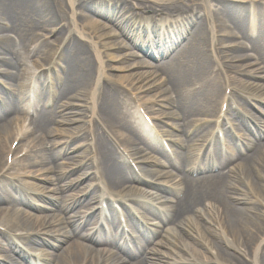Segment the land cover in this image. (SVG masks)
Returning a JSON list of instances; mask_svg holds the SVG:
<instances>
[{
    "label": "bare ground",
    "instance_id": "6f19581e",
    "mask_svg": "<svg viewBox=\"0 0 264 264\" xmlns=\"http://www.w3.org/2000/svg\"><path fill=\"white\" fill-rule=\"evenodd\" d=\"M259 5L260 0H0V35L5 34L0 37V264L38 259L41 264H264V120L247 110L254 103L264 106V7ZM235 29L248 44L223 46L236 40ZM26 34L28 45L20 39ZM29 46L36 49L32 72L23 61L31 58ZM137 48L166 60L127 65L138 57L129 52ZM163 84L166 93L144 101ZM165 94H175L174 101ZM31 95L50 111L36 110L26 128L19 116L32 106L27 105ZM130 100L148 103V117L156 115L155 108L172 107L155 121H184V128L173 126L183 134L173 145L184 147L174 160L149 137L148 126L134 120ZM192 116L199 119L188 120ZM230 118L244 122L255 139L242 134V143H234L229 154L214 150L216 156L207 161L212 167L199 164L196 152L209 137L193 144L191 134L210 131L213 137ZM243 143L250 154H244ZM75 152L80 156H71ZM128 161L141 167V176L123 166ZM84 162L92 172L81 175ZM167 165L171 171L158 177L155 168ZM194 173L201 176L191 178ZM75 174L78 178L57 188ZM86 181L90 184L83 186ZM31 189L34 203L27 200ZM126 197L147 211L144 226L136 220L142 242L125 248L90 236L98 220L93 222L91 209L106 208L115 216L118 207L127 210ZM145 231L163 241L148 247L154 240ZM13 236L23 244L42 239L49 250L29 260Z\"/></svg>",
    "mask_w": 264,
    "mask_h": 264
},
{
    "label": "rangeland",
    "instance_id": "374dc122",
    "mask_svg": "<svg viewBox=\"0 0 264 264\" xmlns=\"http://www.w3.org/2000/svg\"><path fill=\"white\" fill-rule=\"evenodd\" d=\"M264 0H260V3L262 2V5H261V7H264V2H263ZM212 6H214V4L212 5ZM210 7H211V5H210ZM211 9H213L214 10V7H211ZM109 25V28H111V29H113L114 31H115V27H113L112 26V24H108ZM117 31V30H116ZM31 33H33V31L31 32ZM226 33V30H221V33H219L221 36L222 35H224ZM5 35V34H4ZM4 35H0V37H2V36H4ZM10 37H13V35H11V34H8ZM17 38V37H16ZM30 38V34H26V36H23V37H21L20 39H21V41H26L25 43H26V45H28V42H27V40ZM20 39H19V41H20ZM49 40L52 42V40H53V38L50 36V38H49ZM18 41V42H19ZM241 41H239V40H230V41H225L224 43H223V46H231V45H234V44H239ZM126 43L128 44V42L126 41ZM16 45H18V47L20 48V50H21V47L20 46H22L20 43L19 44H16ZM28 49H29V51H30V56H31V58L30 59H27L26 58V56L23 58V61H24V63L27 65V67H29V69L31 68V72L32 71H35V58H33L34 57V51L36 50L35 48H34V46L33 47H28ZM129 52H134V53H136L137 55H138V57H135V58H131V60H129L128 62H127V65H137V64H144V63H151V64H153V65H157L159 62H161V61H164V60H166V58L164 59V60H154V58H152V56H147L145 53H143V52H140V50H138V49H134V50H132V51H129ZM249 53V52H248ZM5 57H7V58H10L11 56L10 55H5ZM0 58H1V56H0ZM145 70H147V71H149V72H155V70L154 69H145ZM58 75V74H57ZM57 75H54L53 76V79L55 80L56 79V76ZM159 75L160 74H157L156 75V77L158 78L157 80H158V83H161L163 80H164V78L162 79V78H160L159 77ZM45 78H46V76H44V79H43V81L45 82ZM244 80H247V81H249V79H247V78H244ZM262 83H264V82H262ZM166 86L167 85H165V84H163L162 86H160L159 88H158V90L154 93V94H151L149 97H146V96H143V97H145L144 98V101L145 100H147V98H150L151 96H153V95H156V94H158V93H160V92H165V90H166ZM46 92V91H45ZM4 93V89L2 88V87H0V96H1V94H3ZM127 96H128V98L129 97H131V95L130 94H128L126 91L124 92ZM166 93V92H165ZM165 96L166 97H169L170 98V100H173L174 99V96L172 95L171 96V94L169 95H166L165 94ZM135 102V103H132V107H134V109H136V107H142V109H144L145 111H146V109L148 108V103H146L145 104V102ZM174 101V100H173ZM130 102H134L133 100L132 101H130ZM34 105H35V108L37 109V110H39V111H45V110H47V111H50V108L49 107H47L46 109H44L43 107H42V104L40 103V102H34ZM21 106H23V104L21 105ZM257 108H261L259 105H257L256 106ZM157 111L155 112L156 113V115L153 117V116H151V118H153L152 120V128L153 129H155L156 131H157V133L163 138V140H162V145H165L164 143H166V145H168V146H171V142H172V140L173 141H175V140H179V139H181L182 137H183V134L182 133H180L179 131H177L176 129H174V124H179V125H181V127L182 128H184V127H186L185 126V123H184V121H182V122H176V121H173V120H169V119H163V122H160V121H155L154 120V118H156L158 115L160 116V114L163 112V113H169V112H172V107H169V109L168 108H155ZM250 112L248 113V114H252V115H254L255 117H258V116H260V114H258V111H256V109H254V108H247ZM261 109H263L264 110V108H261ZM34 108L32 109V115H33V112H34ZM174 110V109H173ZM67 112V114L69 113V112H72L70 109L69 110H67L66 111ZM244 114V113H243ZM248 114H245V117L246 116H248ZM30 116H31V114H30ZM30 116H28V115H20L19 117L21 118V120H26V126L28 125V123H29V120H32L33 118L32 117H30ZM244 116V115H243ZM69 118L70 119H76V120H78L79 118L81 119V117H77V116H75V115H69ZM201 118V117H200ZM199 118H198V116H192L191 118H189L188 120H192V121H194V120H198ZM187 120V121H188ZM209 120V119H208ZM233 121V120H232ZM137 122H139V121H137ZM234 123V122H233ZM235 123L237 124V125H239V122L238 121H235ZM234 127V126H233ZM239 127V126H238ZM229 129L231 130V132H232V127H230L229 126ZM163 131H165L166 133H163ZM204 134V133H203ZM202 133H199V134H195V135H193V134H191V135H193V136H191V138H189V140H191V141H193V144L194 143H196V141L197 140H200V139H198V137H200V136H202L203 135ZM228 134L230 135V133H227V134H224V139H227V136H228ZM168 135V136H167ZM232 135V134H231ZM226 137V138H225ZM153 138H154V135H153ZM161 138V139H162ZM34 139V137L32 136L29 140H30V142L32 141ZM183 139V138H182ZM56 141H62V138L61 139H55ZM194 140H195V142H194ZM189 144V143H188ZM191 144H192V142H191ZM165 145V146H166ZM164 147V146H163ZM167 147V146H166ZM72 148H73V146H72ZM168 148V147H167ZM173 148H175V147H173ZM179 148H181V149H183L182 148V146L181 147H179ZM169 149V148H168ZM181 149H179L178 150V148H176V150L177 151H182ZM251 153V151H250V149H248V147L246 146V148H245V152H244V154L245 155H248V154H250ZM245 155H243V156H241L242 158L245 156ZM71 156H75V157H78V156H80V153L79 152H75V153H73V154H71ZM76 160H78V158H75ZM74 164V163H73ZM76 164H78V163H76ZM79 165V164H78ZM85 165V162L84 163H82V164H80V166H81V171H82V174H86V172H88V171H91V170H89L88 168L89 167H85L84 166ZM47 167L49 168V165L47 164ZM46 167V168H47ZM69 168H72V165H69ZM234 168V167H233ZM156 171H160V172H168V169H165V168H158V169H156ZM92 172V171H91ZM81 174V175H82ZM197 175H199V174H190L189 176L191 177V178H196L197 177ZM78 176H67V177H64L62 180H61V183L59 184V183H57L58 185V187H60V186H62V185H65V184H67V183H70L71 182V180L73 179V178H77ZM199 177V176H198ZM75 180V179H74ZM29 183H35V184H37L39 187L40 186H43V187H47V188H54V187H52L51 185H47V184H44V183H40V182H32V181H30ZM87 184H90V182H88V181H86V183L83 185V186H86ZM128 188H129V186H126L124 189H127V192H125V194H127V195H129V191L130 190H128ZM34 189L35 188H33V191H34ZM123 189V190H124ZM72 192H74V194L75 193H77L78 192V189H75V190H72ZM28 194V196H27V200H28V202H31V203H34V196H32V189L31 190H29V192L27 193ZM35 196H37V195H35ZM173 198V197H172ZM86 206V205H85ZM85 206H83V209H82V211L81 212H84V211H86L85 210V208H87V206L85 207ZM133 206V205H132ZM4 209H10V206L9 205H3L2 206ZM131 206H130V204H129V202H127V208H130ZM134 207V206H133ZM135 208V207H134ZM78 209V208H77ZM77 209H75V210H73L72 211V213L74 212V211H76ZM123 212V211H122ZM48 213H50V212H48ZM85 213V212H84ZM124 213V212H123ZM70 214V213H69ZM69 214L66 216V217H68L69 216ZM125 214V213H124ZM1 223V222H0ZM132 224L134 225V226H136V224H135V222H134V220H132ZM171 224H172V222H169V223H165V228H169V226L171 227ZM137 227V226H136ZM134 228V227H133ZM138 228V227H137ZM84 232V231H83ZM6 235V234H5ZM152 238H153V240H154V243L153 244H151L150 246H148V247H150V248H152L153 246H155V244H157L158 242H160V241H163L162 240V237H159L158 235H156V234H154L153 236H152ZM151 238V239H152ZM12 240H16L15 241V243H17V244H19V246H23L24 244H22V241L21 240H19L18 239V237L16 238V237H12L11 238ZM0 240H1V238H0ZM65 246V245H64ZM157 249L158 250H160V251H163V252H165V253H168V251H164V250H162V249H159V247H157ZM2 250H4V249H2ZM170 254V253H169ZM10 257H11V255H10ZM15 258V257H14ZM16 259V258H15ZM19 262V261H18Z\"/></svg>",
    "mask_w": 264,
    "mask_h": 264
}]
</instances>
